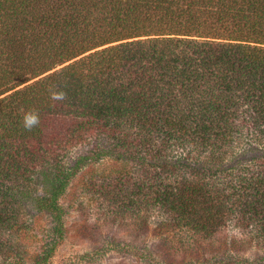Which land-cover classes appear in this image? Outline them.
<instances>
[{"label":"trees","instance_id":"1","mask_svg":"<svg viewBox=\"0 0 264 264\" xmlns=\"http://www.w3.org/2000/svg\"><path fill=\"white\" fill-rule=\"evenodd\" d=\"M104 159L88 189L172 257L145 264H264V0H0V263L49 264Z\"/></svg>","mask_w":264,"mask_h":264},{"label":"rangeland","instance_id":"2","mask_svg":"<svg viewBox=\"0 0 264 264\" xmlns=\"http://www.w3.org/2000/svg\"><path fill=\"white\" fill-rule=\"evenodd\" d=\"M119 165L112 159H104L92 164L70 181L60 198L65 214V236L55 248L49 264H145L132 254V244L147 248L155 258L172 259L166 254V244L158 233L156 222H132L131 212L126 213L120 207H109L103 197L88 189L90 180L115 171ZM48 224L47 215L26 221L29 232L19 235L26 251L31 253L34 250V245L41 238V229ZM229 229H232L231 226H225L219 237L229 235ZM188 257L185 254L178 258L186 260Z\"/></svg>","mask_w":264,"mask_h":264},{"label":"clouds","instance_id":"3","mask_svg":"<svg viewBox=\"0 0 264 264\" xmlns=\"http://www.w3.org/2000/svg\"><path fill=\"white\" fill-rule=\"evenodd\" d=\"M55 95V94H54ZM60 98V96H56ZM39 123V116L33 111H27L23 116V127L26 129H31Z\"/></svg>","mask_w":264,"mask_h":264}]
</instances>
